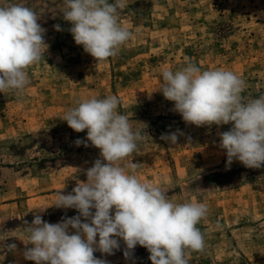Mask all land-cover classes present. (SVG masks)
Returning <instances> with one entry per match:
<instances>
[{
    "label": "rangeland",
    "instance_id": "374dc122",
    "mask_svg": "<svg viewBox=\"0 0 264 264\" xmlns=\"http://www.w3.org/2000/svg\"><path fill=\"white\" fill-rule=\"evenodd\" d=\"M26 3L44 10L38 23L49 47L26 69L30 82L23 92L0 93V264H35L23 257L32 246L25 222L34 214L49 223L78 215L52 206L55 194L86 182L84 170L100 150L90 142L77 146L87 130L77 133L62 118L83 100L108 96L119 99L118 112L133 130L144 132L121 164H136L138 177L160 185L174 202L207 206L196 225L205 246L186 250L188 264H264V166H228L219 133L232 125L187 124L159 92L162 70L190 61L201 71L236 73L246 82V98L264 95V0H124L118 22L132 38L100 63L75 44L63 0ZM177 130V144L161 139ZM119 244L112 255L94 256L108 264H151L143 246L125 258L126 244Z\"/></svg>",
    "mask_w": 264,
    "mask_h": 264
},
{
    "label": "clouds",
    "instance_id": "9594fccd",
    "mask_svg": "<svg viewBox=\"0 0 264 264\" xmlns=\"http://www.w3.org/2000/svg\"><path fill=\"white\" fill-rule=\"evenodd\" d=\"M124 0H63V19L76 45L97 63L117 55L132 33L118 22ZM44 10L26 0H4L0 4V93L23 92L29 84L26 69L44 57L49 45L46 30L38 23ZM60 31V26H55ZM159 92L174 102L173 111L190 125L231 124L219 133L227 165L240 162L246 168L264 166V95L246 98V82L225 69L201 71L193 62L176 71L164 69ZM119 99L90 98L69 109L62 120L75 132L87 130L85 140L75 144L100 150L99 158L84 170L71 192H57L52 206L75 209L78 215L49 223L34 214L27 225L25 260L35 264H108L94 252L112 255L126 244L125 258L137 245L150 253L151 264H188L186 250L202 251L204 237L196 225L208 212L197 201L178 203L169 199L158 184L142 181L137 165L121 164L137 149L143 130H133L129 117L118 112ZM178 134L161 139L177 144ZM94 210V211H93ZM43 212V210H40ZM98 238V239H97ZM14 250L15 245H9Z\"/></svg>",
    "mask_w": 264,
    "mask_h": 264
}]
</instances>
